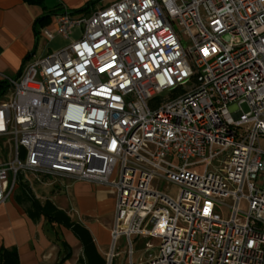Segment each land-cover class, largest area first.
Wrapping results in <instances>:
<instances>
[{
	"label": "built area",
	"instance_id": "built-area-1",
	"mask_svg": "<svg viewBox=\"0 0 264 264\" xmlns=\"http://www.w3.org/2000/svg\"><path fill=\"white\" fill-rule=\"evenodd\" d=\"M54 18L42 36L67 43L6 78L0 205L23 171L108 186L105 264L122 238L124 264H264V0H116Z\"/></svg>",
	"mask_w": 264,
	"mask_h": 264
},
{
	"label": "crops",
	"instance_id": "crops-1",
	"mask_svg": "<svg viewBox=\"0 0 264 264\" xmlns=\"http://www.w3.org/2000/svg\"><path fill=\"white\" fill-rule=\"evenodd\" d=\"M115 1L41 0L42 5L38 6L23 0H0V82H6V78H17L28 63L67 43L59 37L46 40L41 34L42 28L35 34V20L45 10L53 13L43 28L52 29L54 16L59 11H69L72 16H87ZM90 2L93 3L88 10L75 12ZM41 42L43 50L40 48ZM11 94L9 86L0 96V104L8 101ZM39 177L64 183L58 189L53 186L46 189L54 199L49 196L43 202L35 199L40 204L49 201L63 212L69 223L84 228L91 238L92 248L86 253L75 231L61 223L51 225L44 217L34 222L14 197L0 205V250H15L18 264H105L114 212L113 189L63 178L37 176V180ZM48 184L45 183L46 187H49Z\"/></svg>",
	"mask_w": 264,
	"mask_h": 264
},
{
	"label": "trees",
	"instance_id": "trees-1",
	"mask_svg": "<svg viewBox=\"0 0 264 264\" xmlns=\"http://www.w3.org/2000/svg\"><path fill=\"white\" fill-rule=\"evenodd\" d=\"M28 4L41 6V0H23ZM93 2L86 4L83 8L75 11L82 12L88 10L89 5ZM45 10V9H44ZM59 11L58 13H60ZM51 13L48 10H45L44 13L35 20L34 30L35 34H38L40 28H43L48 24V19L51 16ZM55 13V11H54ZM73 13V12H72ZM9 89V86L5 81L0 82V96L5 93ZM16 202L23 207L27 215L35 222L40 217H44V219L50 223H61L66 227L72 228L75 231L76 236L82 241L84 246V251L87 253L88 249L92 248V241L88 234V232L82 228L81 226L72 225L69 223L68 219L64 218L63 212L57 210L52 203L49 201H45V203L40 204L38 200L32 195L31 190L28 185L20 184L18 189L14 195ZM64 219V220H61ZM0 264H18L17 254L15 250H7L1 248L0 250Z\"/></svg>",
	"mask_w": 264,
	"mask_h": 264
},
{
	"label": "rangeland",
	"instance_id": "rangeland-1",
	"mask_svg": "<svg viewBox=\"0 0 264 264\" xmlns=\"http://www.w3.org/2000/svg\"><path fill=\"white\" fill-rule=\"evenodd\" d=\"M200 13H202V9H201ZM181 42L185 48H188V46L190 45L189 39L183 33H181ZM40 48L43 50V42L40 43ZM163 96H165V94H163ZM9 148L11 149V144H9V142L7 141V137L0 139V151H2L4 149L6 151ZM6 154L7 153H5V155ZM9 160H11V155L9 157ZM219 167H220V163L217 160H214L208 169L212 170L213 168H219ZM9 181H10V185H12V182H15V185H16L15 189H13V191H12L11 198H14V195L17 191L18 186L20 184H25V185L29 186L32 194L40 202H43L44 199L47 198V196H49L51 199H54L51 194H48V191L46 190L47 188L50 189L51 186H53V188L58 189L60 187L59 185L64 184L63 182H60L59 180H52V179L45 180V179H42L40 177L37 180L36 176H34L33 174H31V172H28V171L20 172L19 174H17L15 179H13V175L9 176ZM45 183L46 184L49 183L48 184L49 187H46L47 185H45ZM165 188H168L170 190H174V187L169 186V185H165ZM215 213L218 214L220 217L227 218L228 210L225 207H221L220 210L215 211ZM152 244H153V246L151 249H149L148 253L145 252L144 249L136 250L132 256L133 261L135 263H137L139 261L149 260L150 258L156 256L157 252H158V242L152 241ZM117 247H118L119 257L117 258L115 264H124V262L127 258V255H126V244H125V240L123 238L118 241Z\"/></svg>",
	"mask_w": 264,
	"mask_h": 264
},
{
	"label": "water",
	"instance_id": "water-1",
	"mask_svg": "<svg viewBox=\"0 0 264 264\" xmlns=\"http://www.w3.org/2000/svg\"><path fill=\"white\" fill-rule=\"evenodd\" d=\"M69 13V11L63 10L59 14Z\"/></svg>",
	"mask_w": 264,
	"mask_h": 264
}]
</instances>
